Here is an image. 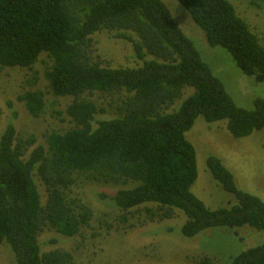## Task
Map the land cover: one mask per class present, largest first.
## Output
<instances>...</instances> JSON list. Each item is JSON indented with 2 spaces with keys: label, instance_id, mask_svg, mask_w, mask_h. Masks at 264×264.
I'll use <instances>...</instances> for the list:
<instances>
[{
  "label": "trees",
  "instance_id": "obj_1",
  "mask_svg": "<svg viewBox=\"0 0 264 264\" xmlns=\"http://www.w3.org/2000/svg\"><path fill=\"white\" fill-rule=\"evenodd\" d=\"M177 1L211 48L264 82V38L230 0ZM250 2L264 10V0ZM103 32L132 45L135 66L103 61L93 39ZM42 57L48 93L71 99L65 114L73 126L44 144L18 136L12 124L0 136V253L8 247L16 264H75L68 251H43L40 238L49 230L73 238L91 226L93 210L71 197L79 181L120 187L106 198L123 221L141 209L143 224L180 211L186 238L217 228L264 233V201L240 189L216 155L206 168L233 203L211 209L193 192L197 152L187 139L200 117L224 122L236 139L264 131V98L252 110L239 107L163 0H0V72L34 71ZM46 96L26 91L18 101L40 118ZM226 264H264V243Z\"/></svg>",
  "mask_w": 264,
  "mask_h": 264
},
{
  "label": "rangeland",
  "instance_id": "obj_2",
  "mask_svg": "<svg viewBox=\"0 0 264 264\" xmlns=\"http://www.w3.org/2000/svg\"><path fill=\"white\" fill-rule=\"evenodd\" d=\"M163 1L186 35L198 44L203 59L211 65L235 103L246 110L254 109V100L264 98V82L246 76L227 51L211 48L204 33L177 0ZM230 1L252 32L263 39L264 10L251 6L250 0ZM93 39L97 54L107 65H136L132 45L128 42L114 39L106 32ZM46 61L42 57L34 71L15 68L0 72V136L12 124L18 136H34L44 144V137L51 132H62L73 126L65 114L71 99L55 98L48 93L43 63ZM35 90L47 93L49 109L40 118L33 117L18 101L19 95ZM192 93L193 90L186 91L185 97ZM187 139L197 152L199 177L193 192L209 208L217 209L233 203L231 196L224 193L208 172L206 160L209 155H216L223 161L234 174L240 189L264 201V131L236 139L229 134L224 122L211 124L200 117L187 133ZM76 186L71 197L93 210L95 220L91 226L83 235L73 238H66L54 230L44 232L40 238L43 251H68L73 254L75 264H200L204 258L215 264H226L241 252L264 243V233L250 227L217 228L186 238L180 232L186 222L180 211H176L173 219L143 224L146 217L141 209L123 221V213L106 198L120 187L86 181H79ZM54 240L57 242L52 243ZM0 264H16L6 246L0 253Z\"/></svg>",
  "mask_w": 264,
  "mask_h": 264
}]
</instances>
